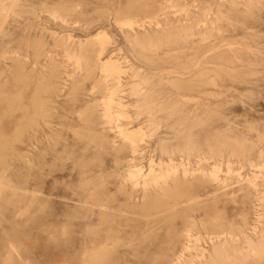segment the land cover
<instances>
[{
    "label": "rangeland",
    "instance_id": "obj_1",
    "mask_svg": "<svg viewBox=\"0 0 264 264\" xmlns=\"http://www.w3.org/2000/svg\"><path fill=\"white\" fill-rule=\"evenodd\" d=\"M0 9V264H264V0Z\"/></svg>",
    "mask_w": 264,
    "mask_h": 264
},
{
    "label": "bare ground",
    "instance_id": "obj_2",
    "mask_svg": "<svg viewBox=\"0 0 264 264\" xmlns=\"http://www.w3.org/2000/svg\"><path fill=\"white\" fill-rule=\"evenodd\" d=\"M3 1V0H2ZM2 6V5H1ZM1 10V9H0ZM95 36H97V38H101L102 36H104V35H102V32L100 31V32H98L97 34H95ZM89 39V38H88ZM97 40V39H96ZM94 41V40H93ZM104 43V42H103ZM91 44V43H90ZM98 45V44H97ZM21 63V62H20ZM19 63V64H20ZM23 64V63H22ZM22 64H21V66H19V67H22ZM24 65V64H23ZM80 65V64H79ZM24 67V66H23ZM18 68V67H17ZM122 68V67H121ZM121 68H120V66H119V63H118V61H116V60H113L112 58H108L107 60H105L104 62H103V69L106 71V73L107 74H109L110 76H116L117 74H119L122 70H121ZM20 68H18V70H19ZM20 71V70H19ZM18 73H20V72H18ZM104 83H106V82H104ZM111 99V98H110ZM110 99H109V101H110ZM113 101V100H112ZM112 101H110V102H112ZM115 101V100H114ZM107 102V101H106ZM109 102V103H110ZM16 106V105H15ZM17 108H18V106H17ZM110 108V107H109ZM27 109V108H26ZM38 112V111H37ZM36 114V111H35V113L34 114H32V116H34ZM30 115V114H29ZM117 115V114H116ZM31 116V117H32ZM122 116V115H121ZM35 117V116H34ZM102 117H104V116H102ZM30 118V117H29ZM28 120V119H27ZM35 121V120H34ZM22 125V124H21ZM140 133H141V129L140 128H138V129H134V130H130V131H126L125 132V134H126V136L128 137V138H131L130 140H132V142L134 143V142H136V137H139L140 136ZM143 136V135H142ZM126 139V138H125ZM259 167H261V166H259ZM137 168H139V167H137ZM131 169V170H129V173H128V175H129V179H131L133 182H134V184H138L139 182V176H140V169ZM150 169V168H149ZM151 172H152V170H151ZM160 172H162V171H160ZM127 173V172H126ZM164 173V172H163ZM162 173V174H163ZM167 173V172H166ZM215 173V172H214ZM146 174V173H145ZM150 174V173H149ZM161 174V175H162ZM168 174V173H167ZM187 174V173H186ZM211 174V173H210ZM158 175V174H157ZM144 176V175H143ZM155 176V175H154ZM155 177H158V176H155ZM161 177H163V175L161 176ZM160 177V178H161ZM159 178V177H158ZM214 178H215V176H214ZM142 181H143V179H142ZM145 184V183H144ZM144 187V186H143Z\"/></svg>",
    "mask_w": 264,
    "mask_h": 264
}]
</instances>
